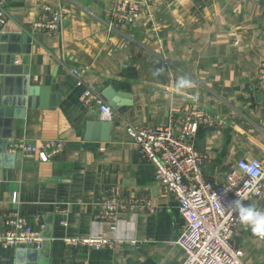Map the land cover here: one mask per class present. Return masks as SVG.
Masks as SVG:
<instances>
[{
  "label": "crops",
  "instance_id": "obj_1",
  "mask_svg": "<svg viewBox=\"0 0 264 264\" xmlns=\"http://www.w3.org/2000/svg\"><path fill=\"white\" fill-rule=\"evenodd\" d=\"M115 1L8 3L0 34L26 39L18 40L14 67L26 73L36 107L26 108L22 128L11 113L7 152L20 139L65 143L47 163L21 158L19 168H0V233L7 214L34 229L45 226L34 261L23 264H181L177 203L155 182L154 167L126 135L129 127L178 133L186 117L203 116L211 126H199L188 142L204 155V177L215 183L240 160L264 161V91L256 77L264 62V0L223 6L220 0H151L136 23L108 31ZM44 7L61 15L56 34L37 26L48 18ZM17 88L12 82L10 92ZM87 88L110 108V121L80 104ZM104 122L114 127L113 140L98 142ZM109 197L149 202L153 213L118 215L114 233L98 220L99 204ZM246 204L264 210V193ZM68 238L121 243L96 251L69 247ZM233 240L245 264H264V241L242 223ZM30 249L0 248V264H17L20 254L24 261Z\"/></svg>",
  "mask_w": 264,
  "mask_h": 264
},
{
  "label": "built area",
  "instance_id": "obj_2",
  "mask_svg": "<svg viewBox=\"0 0 264 264\" xmlns=\"http://www.w3.org/2000/svg\"><path fill=\"white\" fill-rule=\"evenodd\" d=\"M0 0V30L9 19L8 3ZM151 0H116L113 3L108 31L116 27L130 26L140 17L141 8ZM46 21L37 24L41 31L56 34L60 27L61 15L52 8L44 7ZM80 77L79 71H72ZM259 89L264 91V62L256 73ZM80 81L78 85H80ZM79 102L86 108H97L103 121H110L113 113L102 97L85 89ZM211 126L203 116L186 117L178 133L169 128L135 129L127 128L128 139L139 149L142 157L155 169V182L163 191L171 195L177 203L183 222V231L176 240V246L183 253L181 264H245L243 252L234 243V233L241 224L238 216L231 212L230 203L243 198L244 203L258 199L264 193V161L240 160L226 170L223 180L215 183L206 179L204 155L195 151L188 142L198 127ZM65 150L63 141H45L39 144L20 139L11 143L8 152L20 153L25 160L47 163L60 156ZM101 216L98 220L108 225L110 231L117 230V216L122 213L148 211L153 213L146 201H133L119 197H109L99 204ZM3 231L0 233V248L39 249L44 241L45 226L39 224L31 228L23 217L7 214L1 219ZM65 226L66 222H61ZM264 241V238H260ZM69 247L83 246L88 249L113 250L121 241L104 238L64 239ZM134 244L133 241H131Z\"/></svg>",
  "mask_w": 264,
  "mask_h": 264
},
{
  "label": "water",
  "instance_id": "obj_3",
  "mask_svg": "<svg viewBox=\"0 0 264 264\" xmlns=\"http://www.w3.org/2000/svg\"><path fill=\"white\" fill-rule=\"evenodd\" d=\"M228 0H220V5L223 6ZM22 39L23 43H26V39L19 37L18 35L0 34V76L2 78V86L0 90V117L5 115V121H0V128L3 126V131H0V168L11 169L13 167L19 168V163L22 156L20 153L9 154L7 152L8 141L13 139L12 132L9 130L11 122L9 121L11 113H13L16 120V126L22 128L23 121L26 114V108L33 109L36 105L33 103L32 94L34 88L28 87V80L26 79V73L21 72L20 69L14 67L15 55L18 53L16 45L18 40ZM28 52L21 51V54H27ZM13 76H17L18 79H12ZM21 78V79H20ZM17 83V90L10 92V85L12 82ZM104 94L103 96H105ZM32 100V101H31ZM99 139L98 142H107L113 140L114 127L109 123H100ZM13 162V166H12ZM36 249H30L28 251V258L21 261L22 255L18 256L17 264H23V262H33L37 251Z\"/></svg>",
  "mask_w": 264,
  "mask_h": 264
},
{
  "label": "clouds",
  "instance_id": "obj_4",
  "mask_svg": "<svg viewBox=\"0 0 264 264\" xmlns=\"http://www.w3.org/2000/svg\"><path fill=\"white\" fill-rule=\"evenodd\" d=\"M188 82L183 81L181 86H187ZM231 212L238 216L239 221L257 237L264 238V210L254 205L245 204L244 199L233 200L229 205Z\"/></svg>",
  "mask_w": 264,
  "mask_h": 264
},
{
  "label": "rangeland",
  "instance_id": "obj_5",
  "mask_svg": "<svg viewBox=\"0 0 264 264\" xmlns=\"http://www.w3.org/2000/svg\"><path fill=\"white\" fill-rule=\"evenodd\" d=\"M108 30V29H107Z\"/></svg>",
  "mask_w": 264,
  "mask_h": 264
}]
</instances>
